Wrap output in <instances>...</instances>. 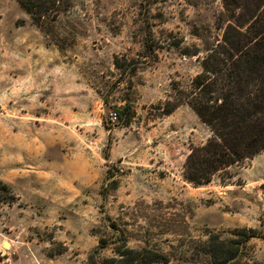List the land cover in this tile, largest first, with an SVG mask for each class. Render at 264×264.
Instances as JSON below:
<instances>
[{
  "label": "rangeland",
  "instance_id": "obj_1",
  "mask_svg": "<svg viewBox=\"0 0 264 264\" xmlns=\"http://www.w3.org/2000/svg\"><path fill=\"white\" fill-rule=\"evenodd\" d=\"M223 11L73 0L42 29L0 0V181L13 197L0 201V264H124V247L177 258L211 237L247 238L241 264H264V151L195 186L184 167L211 132L188 104L165 114L221 40Z\"/></svg>",
  "mask_w": 264,
  "mask_h": 264
},
{
  "label": "trees",
  "instance_id": "obj_2",
  "mask_svg": "<svg viewBox=\"0 0 264 264\" xmlns=\"http://www.w3.org/2000/svg\"><path fill=\"white\" fill-rule=\"evenodd\" d=\"M39 27L50 28L70 11L73 0H16ZM221 40L202 60V72L190 88L177 90L166 105L170 114L188 104L211 132L209 140L192 149L185 179L206 186L264 151V0H222ZM146 48L155 45L146 40ZM1 202L13 200L10 187L0 181ZM247 238L199 241L177 258L149 248L118 251L124 264H241ZM191 253L190 256L188 254ZM202 258L201 263L197 259Z\"/></svg>",
  "mask_w": 264,
  "mask_h": 264
},
{
  "label": "built area",
  "instance_id": "obj_3",
  "mask_svg": "<svg viewBox=\"0 0 264 264\" xmlns=\"http://www.w3.org/2000/svg\"><path fill=\"white\" fill-rule=\"evenodd\" d=\"M110 115H111V116H110V119H111L112 122L117 121V119H118V115H117L116 112L111 113Z\"/></svg>",
  "mask_w": 264,
  "mask_h": 264
}]
</instances>
